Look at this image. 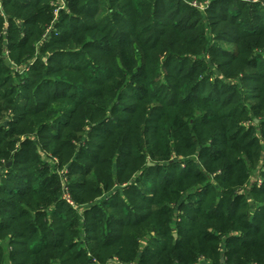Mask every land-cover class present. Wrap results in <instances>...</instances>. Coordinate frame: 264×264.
<instances>
[{
    "label": "trees",
    "instance_id": "trees-1",
    "mask_svg": "<svg viewBox=\"0 0 264 264\" xmlns=\"http://www.w3.org/2000/svg\"><path fill=\"white\" fill-rule=\"evenodd\" d=\"M52 1L0 0V264H264V0Z\"/></svg>",
    "mask_w": 264,
    "mask_h": 264
},
{
    "label": "rangeland",
    "instance_id": "rangeland-1",
    "mask_svg": "<svg viewBox=\"0 0 264 264\" xmlns=\"http://www.w3.org/2000/svg\"><path fill=\"white\" fill-rule=\"evenodd\" d=\"M61 1H63V2H61ZM52 3L55 4V5L60 4L62 7H64V0H54V1H52ZM207 4H208L207 1H204V2H200L198 0H193L192 1V5L195 6L200 11V13L203 14L204 16H205V11L207 9ZM104 15H105L104 13L101 14V16H104ZM222 47H224L225 49H230L231 45L222 44ZM39 49H40V47H39ZM237 82H239V81H237ZM255 102H256L255 100H252V99L250 100V103H255ZM43 160L44 161H48L49 163H51V161H52L50 159V156L47 155L46 153L43 156ZM116 261H117V259H114V261H110L109 264H117V263H115Z\"/></svg>",
    "mask_w": 264,
    "mask_h": 264
},
{
    "label": "built area",
    "instance_id": "built-area-1",
    "mask_svg": "<svg viewBox=\"0 0 264 264\" xmlns=\"http://www.w3.org/2000/svg\"><path fill=\"white\" fill-rule=\"evenodd\" d=\"M64 199L70 204V205H74L70 196L68 194H65L64 195Z\"/></svg>",
    "mask_w": 264,
    "mask_h": 264
}]
</instances>
